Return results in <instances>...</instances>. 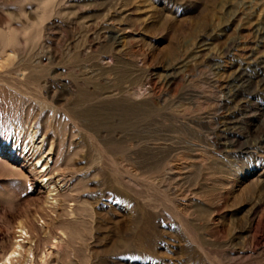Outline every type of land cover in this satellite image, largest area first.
I'll list each match as a JSON object with an SVG mask.
<instances>
[{"label": "rangeland", "instance_id": "rangeland-1", "mask_svg": "<svg viewBox=\"0 0 264 264\" xmlns=\"http://www.w3.org/2000/svg\"><path fill=\"white\" fill-rule=\"evenodd\" d=\"M20 221L60 264H264V0H0V259Z\"/></svg>", "mask_w": 264, "mask_h": 264}, {"label": "bare ground", "instance_id": "bare-ground-1", "mask_svg": "<svg viewBox=\"0 0 264 264\" xmlns=\"http://www.w3.org/2000/svg\"><path fill=\"white\" fill-rule=\"evenodd\" d=\"M141 79H142V77H140L138 80H141ZM84 96H85V93H84ZM36 136H37V134H36V131H34V130L29 133V138L32 141L35 140ZM39 143L40 144H37V145H39V148H43L44 147L43 146L44 145L43 140H41ZM51 150H52V148L49 150V152H51ZM41 160H43L41 167L43 166L44 168H46L49 165V163L51 162L52 157L49 154L47 155L45 153L44 155L41 156V158L38 159L37 163L41 162ZM37 163H31L30 164L31 171L34 172L35 174H38L40 172V171L38 172ZM46 175H44V176H46ZM63 182H64V179L58 178L55 181V184H56L55 186H58L59 184H62ZM50 191H53V190L51 189ZM50 196H51V194H50ZM58 205H59L58 209H60L61 208V202L60 201H59ZM55 212H57V211L55 210ZM59 214L60 213H56V217L52 220H54V221L57 220V218L59 217ZM18 232H20L19 236L21 237V239L16 240L14 242V244L12 245V248L7 252V254L3 255V257L0 259V264H38V259L41 262V264H60L59 261L57 260V255H59V251H57V252L55 251V248H57V246H58V244H57L58 241L54 242L52 244L51 249H49L46 252H43V254L39 256V254L37 255L35 253L36 251L33 248V244H32V242H33L32 235L29 234V230L27 229V225L25 224L24 221L19 222ZM74 262H76V261L71 260V263H74Z\"/></svg>", "mask_w": 264, "mask_h": 264}]
</instances>
